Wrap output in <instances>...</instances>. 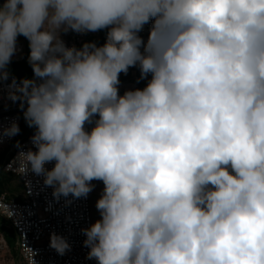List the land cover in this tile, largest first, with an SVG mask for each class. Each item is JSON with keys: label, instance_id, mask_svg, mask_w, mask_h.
Masks as SVG:
<instances>
[{"label": "clouds", "instance_id": "obj_1", "mask_svg": "<svg viewBox=\"0 0 264 264\" xmlns=\"http://www.w3.org/2000/svg\"><path fill=\"white\" fill-rule=\"evenodd\" d=\"M105 28L102 46L60 39ZM21 35L34 78L10 98L27 104L36 151L14 171L57 199L103 182L89 259L264 264V0H3L0 80ZM137 66L151 79L120 95ZM51 247L69 245L53 234Z\"/></svg>", "mask_w": 264, "mask_h": 264}, {"label": "built area", "instance_id": "obj_2", "mask_svg": "<svg viewBox=\"0 0 264 264\" xmlns=\"http://www.w3.org/2000/svg\"><path fill=\"white\" fill-rule=\"evenodd\" d=\"M150 24L145 25L140 35L145 42L148 39ZM88 32L77 33L70 31L67 47L81 48ZM15 55L22 56V47L16 43ZM140 79L137 72L134 76ZM19 84L21 81L14 74H9L5 80H0V153L4 158L0 165L3 170L18 175L16 158L20 152L29 149L36 151L32 137L36 132L35 127H28L23 133L21 130L22 115L27 104L21 107L20 100L11 99L15 91L13 81ZM126 82V86L125 83ZM127 81H120L119 89L127 88ZM13 123L19 127V133L14 136L3 135V130ZM8 146V147H7ZM7 147V148H6ZM54 161L47 163L45 167L51 169ZM23 184L21 199H12L6 192L0 194V214L7 219L15 229L18 240L19 254L24 258L25 264H97L95 259H89L90 249L85 246L86 236L83 229L93 224L91 192L86 197L75 198L53 196V188L44 184V176L36 175L29 171L25 175H18ZM55 234L63 238L69 247L64 254H60L51 247V238ZM7 241L0 236V248L5 249Z\"/></svg>", "mask_w": 264, "mask_h": 264}, {"label": "trees", "instance_id": "obj_3", "mask_svg": "<svg viewBox=\"0 0 264 264\" xmlns=\"http://www.w3.org/2000/svg\"><path fill=\"white\" fill-rule=\"evenodd\" d=\"M70 31L68 32H61L60 33V39L66 44L68 41ZM107 32L108 29H101L96 32H88L83 44L89 43V42H94L97 46H102L106 42V37H107ZM18 44L21 45L22 47V56L17 57L14 53V55L11 57V61L7 66V72L9 74H14L18 77L20 81L24 79H33L34 78V73L33 69L29 63V54H30V48H29V41L24 37V36H18L17 37V42ZM134 71H137V75L140 78V70L139 67H130L127 74L121 73L119 76L120 81L124 80H129L134 74ZM151 79V74L148 75L146 79H138V80H133L134 83H136L135 86H133L132 83L130 82L131 86L127 88H121L119 89V94L123 95V93L126 90H134L137 88L143 89L147 83L148 80ZM140 82V83H139ZM94 126V124H85L86 130L90 131L91 128ZM28 124L24 118V114L22 115V123H21V130L24 133L26 129L28 128ZM4 158V153H0V165L2 163V160ZM2 192H6L8 194L9 198L12 199H21L22 198V193H23V184L18 177V175L8 172L3 170V168L0 167V194Z\"/></svg>", "mask_w": 264, "mask_h": 264}, {"label": "rangeland", "instance_id": "obj_4", "mask_svg": "<svg viewBox=\"0 0 264 264\" xmlns=\"http://www.w3.org/2000/svg\"><path fill=\"white\" fill-rule=\"evenodd\" d=\"M136 72L137 71H134V74L131 75L132 77L129 80H124V81L131 82V84L134 83L133 80H138L134 77ZM124 83H125L124 86H126V82ZM131 84L128 83L127 87L131 86ZM132 85L135 86L136 83ZM0 149L3 148L0 147ZM94 181L95 180H93L91 183H93ZM1 235L5 237L7 241V246L5 247L4 251L3 250L0 251V253H2V255H0L1 257L0 264H25L24 258L19 254V250L17 246V240H18L17 233L15 229L9 224L7 219L0 214V236Z\"/></svg>", "mask_w": 264, "mask_h": 264}, {"label": "crops", "instance_id": "obj_5", "mask_svg": "<svg viewBox=\"0 0 264 264\" xmlns=\"http://www.w3.org/2000/svg\"><path fill=\"white\" fill-rule=\"evenodd\" d=\"M92 184L94 185V188L91 191L92 192L91 193V207H92V220H93V223H95L97 220L101 219L100 213L96 208V202L100 198V196L103 192L104 184L102 181H99V180H95ZM1 250L4 251V249L0 248V251ZM0 255H2V253H0ZM0 259H1V257H0ZM0 262H1V260H0Z\"/></svg>", "mask_w": 264, "mask_h": 264}, {"label": "water", "instance_id": "obj_6", "mask_svg": "<svg viewBox=\"0 0 264 264\" xmlns=\"http://www.w3.org/2000/svg\"><path fill=\"white\" fill-rule=\"evenodd\" d=\"M3 2V0H0V3H2Z\"/></svg>", "mask_w": 264, "mask_h": 264}]
</instances>
